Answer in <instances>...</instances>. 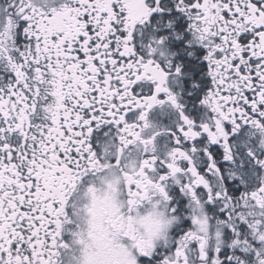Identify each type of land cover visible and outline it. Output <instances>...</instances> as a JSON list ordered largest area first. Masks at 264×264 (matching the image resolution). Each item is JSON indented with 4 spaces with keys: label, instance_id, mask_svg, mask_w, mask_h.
<instances>
[{
    "label": "snow or ice",
    "instance_id": "obj_1",
    "mask_svg": "<svg viewBox=\"0 0 264 264\" xmlns=\"http://www.w3.org/2000/svg\"><path fill=\"white\" fill-rule=\"evenodd\" d=\"M0 264H264V0H0Z\"/></svg>",
    "mask_w": 264,
    "mask_h": 264
},
{
    "label": "clouds",
    "instance_id": "obj_2",
    "mask_svg": "<svg viewBox=\"0 0 264 264\" xmlns=\"http://www.w3.org/2000/svg\"><path fill=\"white\" fill-rule=\"evenodd\" d=\"M152 210L149 208V209H146L144 212L141 213V215H144V216H147L149 214V212H151ZM146 235V233H145Z\"/></svg>",
    "mask_w": 264,
    "mask_h": 264
}]
</instances>
